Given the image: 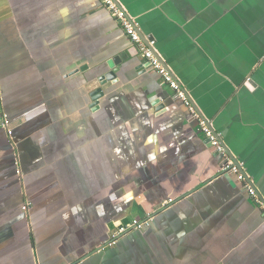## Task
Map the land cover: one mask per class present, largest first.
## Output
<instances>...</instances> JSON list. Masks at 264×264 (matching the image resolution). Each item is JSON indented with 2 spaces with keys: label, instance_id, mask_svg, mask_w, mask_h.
Wrapping results in <instances>:
<instances>
[{
  "label": "crops",
  "instance_id": "crops-1",
  "mask_svg": "<svg viewBox=\"0 0 264 264\" xmlns=\"http://www.w3.org/2000/svg\"><path fill=\"white\" fill-rule=\"evenodd\" d=\"M117 1L264 197V0ZM197 124L101 0H0V264H264Z\"/></svg>",
  "mask_w": 264,
  "mask_h": 264
},
{
  "label": "built area",
  "instance_id": "built-area-1",
  "mask_svg": "<svg viewBox=\"0 0 264 264\" xmlns=\"http://www.w3.org/2000/svg\"><path fill=\"white\" fill-rule=\"evenodd\" d=\"M103 6L110 12L112 17L119 23L121 29L126 36L137 46L141 53L147 68L159 74L162 78L163 84L170 87L175 93V97L183 102L186 106L190 118L197 122L199 131L205 136L206 140L210 143L211 147L220 154L223 158L221 165V172L224 174L236 175L239 182H241L248 194L253 200L264 210V197L260 196L257 191L248 183L246 176L242 173L241 169L226 152L225 146L218 134L215 132L211 122L206 120L198 108L194 105L192 99L187 91L183 88L181 83L174 77L172 72L168 70L160 61L156 53V41L149 40L141 33L140 26L136 19L129 14V12L117 0H101ZM2 127L7 130L9 136L12 135L10 129V122L7 116H4L1 122ZM242 167V166H241ZM28 207V206H27ZM148 222L140 223L135 221L129 228H121L117 235H115L114 242L118 236L127 232L130 228L136 230H143L147 228ZM111 244V243H110ZM109 244V245H110Z\"/></svg>",
  "mask_w": 264,
  "mask_h": 264
},
{
  "label": "water",
  "instance_id": "water-1",
  "mask_svg": "<svg viewBox=\"0 0 264 264\" xmlns=\"http://www.w3.org/2000/svg\"><path fill=\"white\" fill-rule=\"evenodd\" d=\"M158 56V55H157ZM160 61L162 62V60L160 59ZM114 64H108V68L110 69V71H108L107 73H105L100 79V83L102 86L106 85L108 82H116L115 80L117 79V72L119 71L118 69L114 68L113 66L118 65V60L117 58L113 61ZM162 64L166 67L165 63L162 62ZM104 95L103 90L100 88L98 90H96L93 94L94 96V107H97L99 105V99ZM157 104V103H156ZM158 105V104H157ZM158 110H161L164 108V105H158ZM223 144V143H222ZM224 145V144H223ZM226 152L229 154L230 151L228 149H226ZM233 158V157H232ZM235 161V163L238 165V167L241 169L242 173L246 176L247 181L251 183L250 179H248L247 175L245 174L244 170L242 169L241 165L239 164V162L236 159H233ZM258 193V192H257Z\"/></svg>",
  "mask_w": 264,
  "mask_h": 264
}]
</instances>
